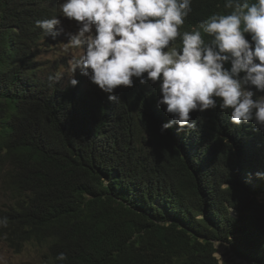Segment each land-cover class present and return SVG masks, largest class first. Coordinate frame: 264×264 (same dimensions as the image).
<instances>
[{"label":"trees","instance_id":"trees-1","mask_svg":"<svg viewBox=\"0 0 264 264\" xmlns=\"http://www.w3.org/2000/svg\"><path fill=\"white\" fill-rule=\"evenodd\" d=\"M225 3L192 0L179 31L229 13ZM57 6L0 0V238L44 247L49 264L231 263L218 242L264 264V132L218 107L190 113L195 131L161 132L172 117L155 84L119 86L111 102L78 70L76 86L72 73L56 79L37 59L52 38L35 22Z\"/></svg>","mask_w":264,"mask_h":264},{"label":"clouds","instance_id":"clouds-1","mask_svg":"<svg viewBox=\"0 0 264 264\" xmlns=\"http://www.w3.org/2000/svg\"><path fill=\"white\" fill-rule=\"evenodd\" d=\"M191 4L192 0H62V17L77 25L75 33H66V47L78 50L69 62L68 85L76 86L78 70L108 94L109 101L118 102L113 93L119 86L131 88L136 80L155 84L160 93L157 107L164 106L172 117L161 132L173 125L178 131H195L197 122L190 113L217 107L230 110L232 125L251 124L252 131L264 132V94H257L264 93V0H226L229 13L213 14L197 29L181 33ZM57 17L35 22L45 37L55 39L64 31ZM202 33L212 39L206 43ZM178 36L180 47H170ZM254 175L264 179L262 172ZM7 223L6 217L0 219V226ZM57 259L66 257L60 253Z\"/></svg>","mask_w":264,"mask_h":264},{"label":"rangeland","instance_id":"rangeland-1","mask_svg":"<svg viewBox=\"0 0 264 264\" xmlns=\"http://www.w3.org/2000/svg\"><path fill=\"white\" fill-rule=\"evenodd\" d=\"M55 3L58 5L56 7V16L61 20V26L64 31L55 39H52L51 42H46V45L39 50L37 59L41 62L43 70L50 73L51 71H55L57 75L54 77L61 82H65L72 73L69 62L74 56L78 55L77 49L66 47V33H75L77 25L75 21L62 17L60 11L62 0H55ZM42 248L44 247L29 242L20 250L15 251L5 240L0 238V264H49L45 248ZM228 248L226 244L219 243L215 254L220 262L231 258L232 262L229 264H246L241 259L235 257Z\"/></svg>","mask_w":264,"mask_h":264},{"label":"water","instance_id":"water-1","mask_svg":"<svg viewBox=\"0 0 264 264\" xmlns=\"http://www.w3.org/2000/svg\"><path fill=\"white\" fill-rule=\"evenodd\" d=\"M239 259H241V258H239ZM242 260V259H241ZM243 262H245L246 263V260H243Z\"/></svg>","mask_w":264,"mask_h":264}]
</instances>
